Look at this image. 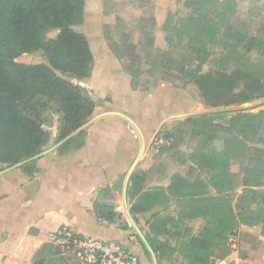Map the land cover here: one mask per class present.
<instances>
[{"label":"trees","instance_id":"obj_1","mask_svg":"<svg viewBox=\"0 0 264 264\" xmlns=\"http://www.w3.org/2000/svg\"><path fill=\"white\" fill-rule=\"evenodd\" d=\"M84 5L85 0H0V164L13 166L30 159L48 144L50 132L44 128L43 112L57 115V141L67 138L95 114V104L84 90L62 77L83 80L91 76L93 55L88 41L73 29L82 23ZM223 21V14L212 11L197 12L183 21L190 27L187 47L195 56L193 60L178 63L168 52L155 49L153 45L149 46L147 54L133 55L130 63L123 67L133 86L143 75L160 76L165 83L197 84L206 92L205 98H224L208 101L215 109L264 98V77L242 71L201 76V68L208 60L201 37L217 33L218 22L222 25ZM51 28L58 29L59 33L54 40L45 42L42 34ZM177 37L181 40L182 34ZM239 41L242 43L245 38L240 36ZM243 50L264 58V28L246 42ZM37 51L43 52L47 65L16 62L21 55ZM174 70L182 72L183 78L175 77ZM227 116L230 117L227 125L218 122L226 117L225 113L189 116L172 130L156 134L169 141V145L161 146L166 148L165 152L177 150L187 138L196 140L197 154L192 160L202 163L210 172L206 183L215 191L214 195L207 191H189L190 178L178 174L172 177L167 189L158 187L145 192L140 188L144 173L137 172L130 180L132 185L127 194L132 192L135 203L129 211L135 216L148 206L143 211L150 213L151 232L163 222L158 209L170 200L180 203V221L200 219L205 222L196 235L188 230L183 233L186 240L181 243L180 252L186 261L184 264H214L225 259L236 239L244 242L251 239L240 231L241 226H260L264 236V207H250L257 191L264 187V111L234 112ZM222 132L228 137H221ZM239 137L250 142L243 172L240 164L229 157L230 148ZM240 173L244 177L237 192ZM90 239L123 244L122 238ZM146 240L159 260L164 244L158 239L147 237ZM133 248L126 247L131 253H134Z\"/></svg>","mask_w":264,"mask_h":264},{"label":"crops","instance_id":"obj_2","mask_svg":"<svg viewBox=\"0 0 264 264\" xmlns=\"http://www.w3.org/2000/svg\"><path fill=\"white\" fill-rule=\"evenodd\" d=\"M86 39L93 67L91 76L77 80L76 85L95 104V114L87 126L61 141H57L55 126L41 152L16 167L0 164V264H39V257L47 258L51 236L62 226L84 238H122L125 245L122 229L103 226L97 208L107 190L113 193L118 189L120 180L123 193L126 177L140 156V139L134 137L122 118L108 113L127 114L144 137V152L130 176L127 191L137 172L158 178L156 170L153 172L156 158L151 152L152 139L161 129L172 130L182 117L181 92L158 77L141 76L133 86L105 43L97 38ZM155 186L167 189L169 183L163 185L152 178L141 191ZM240 231L248 234L250 241L236 239L230 254L214 264H264V236L259 228L241 226ZM129 246L140 259L135 244L125 247ZM62 257L71 259L70 264H80L73 256Z\"/></svg>","mask_w":264,"mask_h":264},{"label":"rangeland","instance_id":"obj_3","mask_svg":"<svg viewBox=\"0 0 264 264\" xmlns=\"http://www.w3.org/2000/svg\"><path fill=\"white\" fill-rule=\"evenodd\" d=\"M201 11H212L224 15L222 25L218 22L220 25H218L217 33L214 32L201 37L208 51V60L201 68V76L216 72L231 74L235 71H242L245 74L264 77V58L259 57L256 53H247L243 50L246 42L256 35L259 29L264 28V0H85L82 23L73 26V29L84 34L88 39L96 40L97 38L101 44L105 43L122 68L130 63L133 55L147 54L151 45L155 49L168 52L175 61L181 63L184 60H193L195 57L187 47L189 38L187 30H190V27L186 26L183 21ZM58 33V29L51 28L45 30L42 36L45 42H49L54 40ZM179 33L182 34L181 40L177 37ZM240 36L245 38L242 43L239 41ZM16 62L29 65H47L42 51L21 55L16 59ZM173 74L179 79L183 78V73L179 70H174ZM62 77L75 85L77 84V79L67 76ZM156 77L161 78L160 76ZM167 84L182 94L184 110L182 117H179L180 120L199 114L225 113L226 117L221 118L218 122L227 125L230 119L227 115L234 112L257 114L264 111V98H258L232 107L221 106L215 109L209 105L208 101L213 99L223 101L224 98H205L206 92L202 91L199 85L193 83L185 85V81ZM84 94L88 96L85 90ZM41 119L46 120L44 128L50 132V135L55 132V126L57 131V115L51 112H43V118ZM159 131L163 132L165 130L161 129ZM220 136L225 138L228 137V134L222 132ZM238 139L230 148L229 157L231 161L240 164L241 172H243L247 165V150L250 148V142L243 137ZM195 147L196 140L187 138L185 144L177 150L173 149L165 152L166 148L164 147L151 148L152 155L156 158L153 172L156 170L158 178L155 175L150 176L151 173L140 171L144 173L145 177L140 188L142 186L146 187L147 180L152 178L159 179L160 184H170L172 177L178 174L190 178L189 191H207V193L214 195L215 191L206 183L210 177V172L205 165L195 163L192 160V157L197 154ZM243 177V173L238 176L239 187L237 192L241 189L240 184ZM122 181H119L116 191L111 193L107 190L103 195L104 199L99 205L102 209H97L98 219L101 222H107L117 231H121L122 225H127V229L122 230L126 242L125 246L135 244L140 250V264H153L150 253L126 216L122 199ZM157 187L155 186V189ZM131 194L132 192L130 195L127 194L129 210L135 203V199L131 198ZM105 198H110V200L105 202ZM263 200L264 187L257 191L255 201L250 204V207L252 209L264 207ZM179 204V202L172 200V203H166L158 209L163 222H160L153 232L149 229V224L152 222L150 213L143 211L148 206L142 208V212L132 216L146 238L158 239L164 244L163 254H161L159 260H156L157 264L186 263L180 252L181 243L186 240L182 235L187 230L189 233L196 235L205 225V222L200 219L180 221L178 219ZM257 227L261 232V227ZM163 231L166 232L160 235ZM159 235L160 237H158ZM46 248L48 249L46 251L47 258L39 257V264H70L71 259L60 256L52 249L50 244Z\"/></svg>","mask_w":264,"mask_h":264},{"label":"built area","instance_id":"obj_4","mask_svg":"<svg viewBox=\"0 0 264 264\" xmlns=\"http://www.w3.org/2000/svg\"><path fill=\"white\" fill-rule=\"evenodd\" d=\"M169 141L154 136L151 145L158 149ZM52 249L61 256H73L80 264H140V259L124 244L84 238L68 227H60L50 238Z\"/></svg>","mask_w":264,"mask_h":264},{"label":"water","instance_id":"obj_5","mask_svg":"<svg viewBox=\"0 0 264 264\" xmlns=\"http://www.w3.org/2000/svg\"><path fill=\"white\" fill-rule=\"evenodd\" d=\"M108 115H116L118 116L119 118H122L126 124H127V127L129 129V131L134 135V137H138L140 139V156L143 154L144 152V147H145V144H144V137H143V134L140 130V128L137 126V124L133 121V119H131L127 114H123V113H108ZM88 123H85L83 126H81L79 129H77L75 132H73L71 135H69L66 139H69L75 135H77L78 133H80L86 126H87ZM65 139V140H66ZM140 156L135 160L134 162V165L132 166L131 170L129 171L127 177H126V181H125V185H124V188H123V193H122V196H123V203H124V208H125V213L127 215V218L130 222V224L132 225V227L135 229L138 237L141 239V241L143 242V244L145 245L146 249L148 250V252L150 253L151 257H152V260H153V264H157V259H156V256L153 252V250L151 249L150 245L148 244L145 236L143 235V233L141 232L140 228L137 226L136 222L134 221L129 209H128V206H127V184H128V181L130 179V176L135 168V166L137 165V163L139 162L140 160ZM20 165V164H18ZM18 165H15L14 167L18 166ZM102 225L103 226H106L107 223L105 221L102 222ZM121 229L122 230H126L127 229V225H122L121 226Z\"/></svg>","mask_w":264,"mask_h":264}]
</instances>
